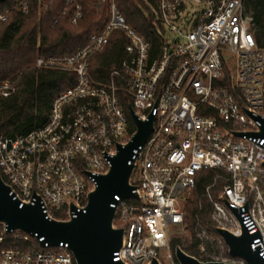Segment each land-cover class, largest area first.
<instances>
[{"label":"built area","instance_id":"built-area-1","mask_svg":"<svg viewBox=\"0 0 264 264\" xmlns=\"http://www.w3.org/2000/svg\"><path fill=\"white\" fill-rule=\"evenodd\" d=\"M29 1L17 0L16 8L26 11ZM143 1L161 39L157 52L127 24L115 0H97L109 13L100 32L71 54L37 57L38 68L70 73L73 84L53 99L41 126L21 135L0 132V175L20 207L39 199L46 218H74L85 211L94 176L108 171L117 143L124 145L136 131L129 108L121 105V98L129 100L140 120L152 114L154 121L135 151L130 184L138 197L115 196L111 205L113 226L123 229L113 260L178 264L171 227L187 232L188 242L194 235L195 258L235 264L246 263L229 255L216 229L234 236L245 229L255 235L250 250L264 259V138L234 135L258 132L264 122V48L255 41L252 15L244 0ZM80 17L76 6L71 22ZM114 31L127 39L123 57L96 80L90 58ZM13 89L10 80L0 81L1 98ZM203 171L214 172L202 194L214 232L197 222L192 234L184 205ZM5 234L20 246L0 248V264H76L67 244L41 246L43 238L7 233L3 225L0 244Z\"/></svg>","mask_w":264,"mask_h":264},{"label":"trees","instance_id":"trees-1","mask_svg":"<svg viewBox=\"0 0 264 264\" xmlns=\"http://www.w3.org/2000/svg\"><path fill=\"white\" fill-rule=\"evenodd\" d=\"M117 9L128 25L157 52L159 39L153 26V14L143 0H115ZM155 4L156 0H148ZM17 0H0V81L10 80L13 91L7 98L0 97V132L14 136L25 134L44 124L49 116L53 99L73 84V75L51 69L38 68L37 57L63 56L83 47L89 36L102 30L109 18L105 3L97 0H30L27 10L16 8ZM252 15V31L259 47L264 48V0H244ZM80 6L81 17L71 22ZM127 39L114 31L105 49L90 58V73L103 80L108 72L119 66ZM127 112L131 101L121 98ZM213 171H203L184 205L185 220L193 233L198 222L209 233L214 226L209 219L210 204L203 197L205 185L211 181ZM55 218L63 216L55 215ZM1 229V225H0ZM0 248L20 246L12 234H5ZM197 240L183 243L179 237L170 239V249L180 247L185 253L198 258ZM206 261L207 259H199Z\"/></svg>","mask_w":264,"mask_h":264},{"label":"water","instance_id":"water-1","mask_svg":"<svg viewBox=\"0 0 264 264\" xmlns=\"http://www.w3.org/2000/svg\"><path fill=\"white\" fill-rule=\"evenodd\" d=\"M129 114L136 131L130 140L121 145L117 143L116 153L109 158L110 167L104 174L94 176L96 185L87 195L85 211L78 212L69 220L46 218L42 205L37 199L33 205L24 204L10 195V187L0 175V224L7 233L23 231L43 238L41 246L56 247L67 244L76 264H124L114 261V253L122 246L123 229L113 226L116 204L115 196L120 199L137 198L130 184L134 168L136 150L143 145L153 130L154 117L149 114L146 120H140L129 107ZM235 136H253L264 138V122L258 132H235ZM70 210L75 211L74 204ZM216 232L223 238L232 257L241 258L246 264H264V259L257 252L250 250V243L255 235L245 229L240 236H234L226 230L217 228ZM178 264H235L220 261H200L188 255L180 247L174 250ZM150 264H159L153 259Z\"/></svg>","mask_w":264,"mask_h":264},{"label":"rangeland","instance_id":"rangeland-1","mask_svg":"<svg viewBox=\"0 0 264 264\" xmlns=\"http://www.w3.org/2000/svg\"><path fill=\"white\" fill-rule=\"evenodd\" d=\"M62 214V213H61ZM61 214H59L58 216L60 217ZM174 237H179L183 243H186L189 241V235L187 232H183L180 229H176L175 227H171V236L170 238H174ZM164 253H161V255L159 256L160 259H162L164 257Z\"/></svg>","mask_w":264,"mask_h":264}]
</instances>
